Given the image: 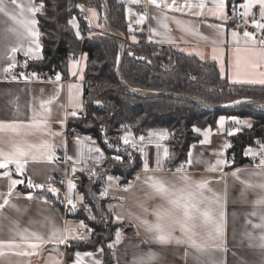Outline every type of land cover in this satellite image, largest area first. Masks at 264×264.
<instances>
[{"label": "crops", "instance_id": "0c3cea01", "mask_svg": "<svg viewBox=\"0 0 264 264\" xmlns=\"http://www.w3.org/2000/svg\"><path fill=\"white\" fill-rule=\"evenodd\" d=\"M125 4V17L129 25L131 37H143L147 45L167 46L179 52L193 56L204 63H214L222 78H226L232 84H241L234 81L233 63L236 56V48L241 49V55H245V48L251 47V43H245L242 29L233 27L231 4L233 0H225L224 14L227 17L217 19L209 9L215 5V0H203L204 9L201 15L193 13L201 12L200 9L192 7L186 8L184 5L190 3L195 5L200 0H177V5L183 11H169L148 3V0L131 3L130 0H119ZM18 4L26 6L29 0H17ZM170 2V0H169ZM247 2V0H239ZM36 6L43 4L41 10L35 13L36 30L39 31L38 16L45 13V5L37 0H31ZM237 3V4H238ZM259 5L258 3L255 4ZM8 15L0 12V123H24L32 121L34 114L36 119L46 123L44 130L21 129L19 134L3 131L0 132V151L10 153L14 151L15 145L20 144L25 149L29 145L36 146L31 150V155L24 162L22 173L16 171L15 164H9L7 168L0 169V243L7 244L14 242L20 244L17 249H7L6 255L0 256V264H76L77 256L75 252L70 258L67 256L66 246L68 242L84 241L85 236L79 224L83 221L69 218L68 215L85 206L84 196L79 192V185L71 181L67 184L65 203L62 202V209L58 208L52 201L43 195H38L35 191H47L48 179L51 176L78 175L84 177H100L102 180L101 193L107 198V209L112 213L119 228L114 236V264H138V260L151 252L155 254V259L151 264H197L194 259L199 255L187 244H177L176 240L182 238L179 230L173 233L174 239L167 244L154 242L153 233L146 231L141 221L148 223L155 222L156 210L167 208L168 204L150 186L149 177L162 181L169 188L180 189L184 186L182 176L187 175L190 182L208 181V189L204 196L212 197L213 193L221 197L223 203L224 218V251H211L210 255L220 264H264V249L260 245L259 237L264 235V230L254 228V224L261 223L260 216L264 214V207L258 206L256 201L262 195L261 190L247 185H256L264 182V169L256 166L254 160L261 153L262 148H248L254 153L245 155L249 161L240 166H231L228 162V151L230 148V137L238 133V130L230 125L231 120L225 116V123L220 125L218 118L215 128H206L200 131V140L193 143L188 152L187 160L184 161V170L176 172L179 163L171 168L168 166L170 158V147L168 139L170 133L162 129L150 130L140 141L139 137L131 131H126L122 136L129 135L137 145L135 149L127 146L131 154H135L139 159V166L133 170H121L129 178H122L116 175L114 164L108 159L107 154L101 145L90 135L82 133L79 139H73L68 131L77 130L69 128L70 123L77 122L86 116V102L84 100L83 72L78 71L77 62L69 65V78L64 79L66 83H24L15 80V72L23 66V63L36 62L43 59V44L41 37H38L39 48L32 43L31 38L18 39L17 33L22 30L12 19L13 16L19 18V9L9 2L6 5ZM252 7V8H253ZM93 17L92 12L86 9V13L94 24H97L101 13L96 10ZM167 17L165 20L164 17ZM143 17V21L138 23V19ZM179 22V23H177ZM167 25V30L161 24ZM210 25H221L220 28L210 27ZM187 26H191L190 30ZM96 28V27H95ZM236 31L239 36L237 45L232 32ZM166 34V38H165ZM256 40V38L254 37ZM257 42V40H256ZM22 43L20 51L13 53L12 48L18 47ZM31 47L33 54L25 56L24 51ZM258 46V42L255 45ZM213 49L217 59H212ZM197 53H201L198 55ZM15 63L14 68L10 65ZM9 69V71H5ZM75 77V78H74ZM80 80H78V78ZM62 78V77H61ZM63 79V78H62ZM79 83H76V82ZM70 93L75 97V101H70ZM51 101V103H48ZM44 105V108L41 105ZM75 111L76 115L71 113ZM150 132H162L164 139L157 136H149ZM229 132L232 134L229 135ZM121 136V137H122ZM150 141V142H149ZM47 143L52 146L54 159L49 162L47 150H38L39 146ZM121 143L124 145L123 141ZM160 144L157 149L156 144ZM144 148V155L139 149ZM99 148L103 153V158L97 162L100 153L89 151V149ZM168 150V158L163 156L164 149ZM246 149L245 152L248 150ZM159 152L162 171L143 170L145 156L150 169L156 168V158ZM189 153L191 157L189 158ZM190 159V163L188 162ZM226 163L220 165L218 170L209 171L211 166H215L217 160ZM96 175H92V173ZM237 172V176L232 173ZM7 173L8 175H6ZM109 177L112 179L110 180ZM11 179L23 181L11 189L9 195V185ZM34 184L44 185L43 189L29 188L28 181ZM72 183L75 188L69 193L68 185ZM126 189V190H125ZM71 196L76 204L75 210L67 203L66 197ZM31 196L32 199L28 197ZM8 203L5 204L4 201ZM47 201V202H45ZM66 206V209L65 207ZM215 208L216 206L213 205ZM256 213V215H253ZM119 218V219H118ZM85 222H83L84 224ZM71 228L77 238L69 239L66 244L60 245V253H41V250L32 255H15V252L25 251L31 253L21 240V233H36L45 241L48 240L52 231H63ZM131 229L132 232H127ZM117 232L120 233L119 240ZM252 238H249V237ZM80 264H94L99 261L104 264V251H78ZM187 252V256L185 253ZM91 253L92 255H87Z\"/></svg>", "mask_w": 264, "mask_h": 264}, {"label": "trees", "instance_id": "16d2710c", "mask_svg": "<svg viewBox=\"0 0 264 264\" xmlns=\"http://www.w3.org/2000/svg\"><path fill=\"white\" fill-rule=\"evenodd\" d=\"M37 1L45 5V13L38 16L43 59L27 62V65L38 72L59 73L63 79H68L69 65L76 62L81 52L84 54L83 96L86 119L70 123L69 128L95 139L110 161L112 154L108 146L119 144V138L124 132L131 131L136 136H144L150 130L164 129L170 133L168 166L174 168L179 162L187 160L190 146L200 140L199 132L215 128L218 118L225 115L252 118L250 128L230 137L229 149L236 154L235 167L249 161L245 156L246 149L264 145L263 110L245 106L214 112L188 100L171 97L141 98L126 91L116 74L120 49L118 41L103 35H92L85 39L90 30L82 20L84 9H96L101 13V0ZM108 6L112 27L129 41L132 33L125 17V4L119 0H108ZM140 42L142 46L139 48L126 45L121 66L122 79L131 88L194 96L212 105H223L240 99L264 103V86L232 84L221 77L214 63H204L171 47L147 45L143 37H140ZM132 158L127 157L120 164L114 165V173L129 178L121 170H133L139 166L138 157L133 154ZM101 186L100 177L81 178L79 192L84 196L85 206L68 217L88 223L91 236L84 241L68 242V258L78 251L102 249L104 264H114V248L108 245L114 243L119 225L107 209V198L101 195ZM35 192L62 209L59 195L49 191Z\"/></svg>", "mask_w": 264, "mask_h": 264}, {"label": "snow or ice", "instance_id": "6c2138e0", "mask_svg": "<svg viewBox=\"0 0 264 264\" xmlns=\"http://www.w3.org/2000/svg\"><path fill=\"white\" fill-rule=\"evenodd\" d=\"M9 0H0V12L4 13L5 15H8L7 11V3ZM131 3H138V0H130ZM10 3L13 5H16V7L19 9V18L16 16H13L12 19L19 25V28L22 30L21 32L17 33L18 39L21 41L23 39L31 38L32 43L36 44V47L39 48L40 45L38 43V37L40 33L36 30V24L37 21L34 19L35 13L39 12L41 8L43 7V4L40 6H36L35 4L31 3V0H29V3L26 6H22L18 4L17 0H10ZM148 3L156 6L157 8H163L167 9L169 11H183V8L177 5V0H148ZM260 5V17L261 20H264V0H247V2L241 7H244L246 9V13L250 14L251 8L255 4ZM225 0H215V5L213 8L209 9V11L214 15L217 19H224L226 20L227 17L224 14L225 9ZM186 8H198L201 10V12L193 13L194 15H201L202 10L204 9L205 5L203 0H200L199 3L192 5L190 3H186L184 5ZM235 8V6H233ZM89 11L92 12L93 17H95L96 13L94 10L89 9ZM164 19L166 20L167 17L165 16ZM143 21V17H140L138 19V23H141ZM179 23V22H177ZM252 24L254 27L260 29L261 31H264V23H260L259 21L253 19ZM162 27H164L167 30L166 24H161ZM190 30L191 26H187ZM210 27L220 28L221 25H210ZM77 35H79V32H77ZM232 36L236 42V44H239L238 36L239 34L236 31L232 32ZM243 36L246 38L245 43H251V47L245 48L244 52L245 55H241V49L239 47L236 48V56L233 63L234 68V81L241 83V84H259L264 86V40H260L259 44L261 45L260 48H256V40L254 39V36L252 33H249L248 31H245L243 33ZM166 38V34H165ZM23 47L22 43L15 48H12L11 51L13 53H16L21 50ZM33 54V49L31 47L27 48L24 51V55L30 56ZM198 55H201V53H197ZM212 59H217V56L215 55V49H213V56ZM15 63L10 65V68H14ZM5 71H9V69H5ZM57 80L60 79V76L57 75ZM70 101H75V97L72 96L70 93ZM48 103H51L49 101ZM236 103H239L237 101ZM42 108H44V105H41ZM71 115L75 116L76 112L73 111ZM236 124L242 123L240 120L232 118ZM220 125L223 126L225 123V118L221 117L219 121ZM244 124H248L247 121H243ZM250 126V125H249ZM46 128V123H42L41 121H38L36 119V114H34L33 119L30 123L24 124V123H0V132L3 131H9L16 134H19L21 129L26 130H32V129H38V130H44ZM232 133L229 132V135ZM149 136H157L160 139H164V134L162 132H150ZM126 146H131L133 149L137 147V145L133 142V139L129 135H125L120 137ZM140 141H144V137H139ZM150 142V141H149ZM36 146L29 145L28 149H25L20 144L15 145L14 151L10 153H4L3 151H0V169L7 168L9 164H15L16 171L18 173H22L24 168V162L27 159L29 155H31V150L35 148ZM157 149L160 148V144H156ZM47 150V158L49 162L53 160L54 152L52 149V146L44 143L39 146L38 150ZM119 150V149H117ZM127 150V148H126ZM89 151H95L97 153H100V156L97 157V162L102 160L103 153L99 148L89 149ZM142 155H144V148L141 147L139 149ZM251 153L253 157L257 155V153H253L251 149H248L245 152V155H248ZM131 155V153H129ZM168 150L167 148L163 151V156L165 159L168 158ZM260 155L262 156L259 167L264 169V146H262V150ZM191 157V153H189V158ZM114 160L117 162H122L120 156H114ZM191 162L190 159L188 161ZM226 162L223 160H217L215 166H211L209 168V171H216L218 170V167L220 165L225 164ZM163 164L161 163V158L159 152L157 153L156 158V168L150 169L147 164V158L145 156V162L143 165V170L145 172L149 171H162L163 170ZM184 170V165L182 164L179 168L176 169V172H182ZM8 175L7 173H5ZM92 175H96V173H92ZM233 176H237V172L232 173ZM111 180L112 178L109 177ZM181 179L184 181V186L180 189L169 188L165 186V184L162 181H159L157 179H154L152 177H149L148 180L151 181L150 186L153 188V190L159 194L163 199L166 200L168 207L162 208L156 210L153 214L155 215L156 219L153 223H148L147 221H141L142 224H144L146 231L153 233V240L154 242L160 243V244H167L171 242L174 237L173 233L176 230H179L182 234L181 239H177V244H187L188 247L193 249L196 253L199 255L195 256L194 259L197 261V264H217V261L211 257L210 250L211 251H218L223 252L224 251V218L225 214L223 211V203L221 201V197L217 196L215 193H213L212 197H206L204 196L205 190H209L207 185L208 181H200V182H190L189 177L187 175H184L181 177ZM23 183L21 180L17 179H11V183L9 185V195H12L11 189L15 188L17 184ZM248 187H256L261 190L262 195L260 198L257 199L256 204L258 206L264 207V182L258 183L256 185H247ZM28 187L29 188H37V189H43L44 185L42 184H34L31 180L28 181ZM75 188V185L72 183H69L68 190L69 193H71L72 189ZM126 190V189H125ZM47 191L51 192L53 195L58 194V190L51 187L50 185L47 188ZM101 195H106V193L102 192ZM29 199H32L31 196L28 197ZM67 203L71 205V209L75 210L76 204L73 203V200L71 196L69 195L66 197ZM47 202V201H45ZM5 204L8 203L7 200L4 201ZM213 205L216 207L214 208ZM2 207V206H0ZM253 215H256V213H253ZM94 219V217H93ZM119 219V218H118ZM261 223L254 224V228L262 229L264 230V214L260 216ZM79 227H84L83 222L79 224ZM21 240L26 245L27 248L31 249V253L25 252V251H19L15 252V255H32L36 254L38 250H41L43 248V245L45 243L53 244L56 249L58 250L60 245L66 244L69 239H75L77 238L76 234L71 228H66L63 231L59 230H53L51 235L49 236L48 240L45 241L40 235L36 233H29L24 234L21 233ZM120 233L117 232V239L119 240ZM249 238H252L251 236ZM260 239V247L264 249V235H261L259 237ZM21 245L9 242L7 244L0 243V256L6 255L4 249H17L20 248ZM109 248H114V244H109ZM87 255H92L91 253H87ZM77 261L76 264H80V256L81 254L79 252L76 253ZM185 256H187V252L185 253ZM155 259L154 253H147L145 256H142L138 260V264H151V262ZM53 264H59L58 261L53 262ZM94 264H100L99 261L94 262ZM220 264H223L221 261Z\"/></svg>", "mask_w": 264, "mask_h": 264}, {"label": "built area", "instance_id": "2783aa9c", "mask_svg": "<svg viewBox=\"0 0 264 264\" xmlns=\"http://www.w3.org/2000/svg\"><path fill=\"white\" fill-rule=\"evenodd\" d=\"M139 1H144V0H139ZM243 4H245V2H240L236 5V16L232 20V25L235 28L242 29L244 31H248L249 33H252L258 42V46L260 47L261 45L259 44V41L264 40V31H261L260 29L254 27L252 24L253 19L259 21L260 23H264V20H261V17H260V5H256L255 7L251 8L250 14L245 15L246 9L244 7H241V5ZM84 11L86 13V9H84ZM82 20L85 26L89 28L90 30L87 32L85 39L92 35L108 36L106 30L104 29L102 18H101V22L99 23L100 29H96L94 27L93 21L87 14H85L82 17ZM83 59H84V54L81 52L78 56V59L76 60L77 65H78V71L75 77H77L81 71L82 65L84 63ZM57 75L60 76L59 73L51 74L49 72H38L34 69H30L28 65H26L16 70L15 80L24 82V83H43V84L68 82L67 80L62 79L61 76H60V79L57 80L56 79ZM83 119H86V116H84ZM68 134H70V137L73 139H79L82 133L79 130H72V131L70 130L68 131ZM261 158L262 156L260 154L256 156L254 160V164L256 166L259 165ZM228 162H229V165L235 166L236 154L234 151H231L230 149L228 151ZM182 164L184 165L183 162H180L179 167ZM69 181L76 183V184H80L81 178L78 175H75L72 177H68L64 175H61V176L55 175V176H51L48 179V186L50 185L51 187L58 190L57 195L61 197V200L63 203H65V196L67 193V184ZM64 207L66 209V206ZM82 228L84 230L85 236L87 238L90 237L91 236V226L88 223H84V227Z\"/></svg>", "mask_w": 264, "mask_h": 264}, {"label": "water", "instance_id": "95a60500", "mask_svg": "<svg viewBox=\"0 0 264 264\" xmlns=\"http://www.w3.org/2000/svg\"><path fill=\"white\" fill-rule=\"evenodd\" d=\"M238 1L239 0H233L231 4V13H232L233 18H235L236 16V5ZM101 2H102L101 17L103 20L104 29L106 30L108 36H111L118 41L119 46H120L116 74H117L118 80L120 81L122 87L126 91H128L131 95L136 96V97H141V98L171 97V98H176V99H181V100H188L209 111H214V112L228 111V110H233V109H237V108L245 107V106H252V107L260 108L264 111V103L253 100V99L237 100L239 101V103H236L237 101H234V102L223 104V105H212L209 102L201 98L194 97V96H188V95L171 93V92L145 91V90L131 88L130 86H128V84L122 79V76H121V66H122V63L125 57V49H126V45L128 44V42L126 38L123 37L120 33H118L111 25L108 0H101ZM233 6H235V8H233ZM23 66H26V63H23ZM127 232H132V230L127 229ZM45 252H53V253L59 254L60 247L57 250L53 244L46 245L42 249L41 253H45Z\"/></svg>", "mask_w": 264, "mask_h": 264}, {"label": "rangeland", "instance_id": "374dc122", "mask_svg": "<svg viewBox=\"0 0 264 264\" xmlns=\"http://www.w3.org/2000/svg\"><path fill=\"white\" fill-rule=\"evenodd\" d=\"M101 18L102 17L100 16L97 24L93 23V25H94V27H96V29H100L99 28L100 27L99 23L101 22ZM131 35L133 36V34H131ZM127 42H128V44H130L129 47H131V48H139V47L142 46V43L140 42V37L139 36H137L136 38L135 37H129V41H127ZM80 78L81 77H79L78 80H80ZM76 83H79V82L77 81ZM250 107H252V106H250ZM240 108H242V107H240ZM252 108L257 109V110H262V109L256 108V107H252ZM225 117H227L228 119L231 120L230 125L232 126V128L235 127L238 130V132L243 131L244 129L250 128L251 124H252V118L249 117V116L241 117V116H238V115H225ZM232 118L238 119L242 123L236 124L235 121ZM243 121H247L248 124H244ZM162 130H164V129H162ZM164 131L167 132V130H164ZM262 146H264V145H261L259 147L262 148ZM108 147H109V150L111 151V154H112V156H110V159H111V162L114 165H117V164L121 163V162H117L116 160L113 159V157L117 156V155L120 156L121 161H124V159L127 158V157H128V159L133 160V158H132L133 154L129 155V153H130L129 148L126 145H123L121 142L119 144L115 143V144L109 145ZM126 148H127V150H126ZM117 149H119V150H117ZM252 152L254 153L255 151H252ZM97 178L98 177H96V179Z\"/></svg>", "mask_w": 264, "mask_h": 264}]
</instances>
